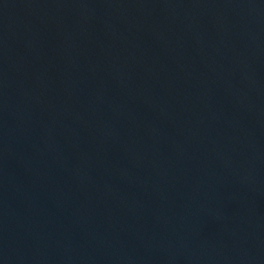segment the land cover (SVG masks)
I'll return each instance as SVG.
<instances>
[{
  "label": "water",
  "instance_id": "95a60500",
  "mask_svg": "<svg viewBox=\"0 0 264 264\" xmlns=\"http://www.w3.org/2000/svg\"><path fill=\"white\" fill-rule=\"evenodd\" d=\"M0 264H264V0H0Z\"/></svg>",
  "mask_w": 264,
  "mask_h": 264
}]
</instances>
